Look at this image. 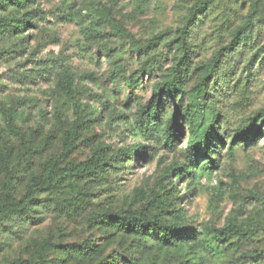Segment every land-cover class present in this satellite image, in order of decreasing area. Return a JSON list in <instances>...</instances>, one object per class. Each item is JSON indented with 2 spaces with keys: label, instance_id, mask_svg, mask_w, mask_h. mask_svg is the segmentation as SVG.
<instances>
[{
  "label": "rangeland",
  "instance_id": "rangeland-1",
  "mask_svg": "<svg viewBox=\"0 0 264 264\" xmlns=\"http://www.w3.org/2000/svg\"><path fill=\"white\" fill-rule=\"evenodd\" d=\"M147 8L135 14V3L131 0H41L43 14L36 18L35 26L14 41L19 52L0 54V152L13 149L15 155L10 167L18 163L17 155L22 146L17 138L5 127L2 106L13 107L25 112L27 118L19 122L26 134L39 131L38 152L33 156L30 168L22 169L7 182L6 171L0 161V194L7 185L17 197L26 189L31 171H38L41 163L62 153V133L75 121L74 110L68 96L59 89L60 75L68 70L77 91V100L84 108L85 115L91 110L100 112V118L89 130L83 132L86 139L78 140L77 149L66 162L80 163L91 157L99 145L116 151L118 147L141 144L147 148V156H138L132 168L121 181L112 177L91 183L80 182L82 211L78 215L56 212L36 226L25 239L16 242L0 254V264H12L16 260H29L36 253V243L50 244L45 252L44 264H196L203 258V264H254L242 260L241 256L264 249V136L256 145L246 149L244 144L225 150L214 156L219 167L213 171L197 170V178L189 185L185 178L173 176L175 197L187 196L185 201H175V208L181 213L185 225L211 241L208 229H219L230 220L239 223L253 219L263 225L250 240H232L229 246H216L213 252L194 250L190 245L169 251L165 259L157 248L143 249L132 236L112 234L106 228H90L87 218L91 211L106 209L119 211L136 209L134 191L142 186L169 185L165 170L172 164H187L186 148L190 139L188 119L180 114L178 125L182 136L179 148L172 152L163 145L143 139L136 128L135 117L139 105L146 104L153 94L156 83L163 81L162 73L143 74L137 80L134 95L123 78H112L114 64H118L130 77L137 74L141 61L132 50L128 40L116 36L111 27L95 18L100 8H105L123 26L135 35L141 43L154 36L176 28L179 18L195 0H148ZM243 6L219 4L220 12L233 15L238 21L251 6L256 5L264 16V0H243ZM232 11V12H230ZM83 15L85 24L77 18ZM238 15V16H237ZM73 20V21H72ZM222 21L210 23L198 41L200 46L194 66L199 67L211 61L216 51L228 40L227 29ZM264 39V34H263ZM0 46V52L3 48ZM167 54V50L162 48ZM15 57V58H13ZM166 69L172 61L164 63ZM246 83V73L237 84L231 82L225 96L214 100L221 106L231 126L250 121L264 108V68L255 70ZM197 77V76H196ZM196 80L188 91L192 90ZM168 102H165V104ZM188 102H185V105ZM207 108H211L206 103ZM172 109L176 102L171 103ZM56 112L62 117L55 119ZM44 115V117H43ZM59 116V115H58ZM102 121V123H100ZM264 130V124L262 125ZM49 138L48 143L45 142ZM91 200V201H90ZM93 202V203H91ZM73 245H89L91 254L84 260L68 254ZM151 246V245H150Z\"/></svg>",
  "mask_w": 264,
  "mask_h": 264
},
{
  "label": "trees",
  "instance_id": "trees-1",
  "mask_svg": "<svg viewBox=\"0 0 264 264\" xmlns=\"http://www.w3.org/2000/svg\"><path fill=\"white\" fill-rule=\"evenodd\" d=\"M131 1L135 3V14H140L149 4L148 0ZM226 1L243 6V0ZM40 2L41 0H0V46L6 48H2L3 52L0 54L19 52L14 49L17 46L14 41L18 35L35 26L36 18L43 14ZM220 2L223 0H195L179 18L175 29L166 30L146 43L138 41L105 8H100L95 13V18L108 24L116 36L129 41L141 61L138 73L130 77L115 63L113 80L123 78L131 95H134L141 75L162 73L163 81L154 85L152 98L137 109L135 123L139 135L146 141L163 145L174 152L179 148L182 136L178 117L183 114L190 125V139L186 148L187 164L174 163L165 170L169 185H165L163 180L155 186L139 187L134 191L133 197V202L138 205L136 209L91 211L87 224L93 229L106 228L112 234L132 236L144 250L152 246L159 249L165 259L171 249L189 245L194 250L201 248L206 252L217 249L213 242L217 247L232 248V240H250L263 226L253 219L241 223L230 220L222 228L208 229L211 241L204 240L184 224L181 213L174 209L175 201H185L187 196L175 197L176 192L170 191L175 190L173 176L178 180L185 178L191 185L197 178V170L218 169L220 163L214 156H220L221 151L225 150L226 142H229L228 152H232L238 144H244L249 149L256 145L260 136H264V108L249 122L233 127L229 118L223 114L221 106L214 104V100L220 101L219 98L225 96L231 82L237 84L245 73L248 83L253 74V66L256 71L264 68V16L259 8L253 5L248 13L241 15L238 21H233V15L237 13L233 11V15H230L220 12ZM76 14L79 22L85 24L82 13ZM214 21H222V27L227 29L228 40L216 51L209 63L196 67L194 63L199 55L197 50L200 49L198 41L206 27ZM162 48L168 53L164 54ZM167 60L172 61L169 69L164 66ZM195 79L194 87L188 91ZM58 86L68 96L76 119L62 133V153L41 163L38 171L30 172L25 192L20 197L10 191L9 185L0 194V254L28 237L36 226L46 222L52 214L59 212L66 216L78 215L82 211L80 182L91 180L89 184H93L110 177L113 181H121L129 174L127 171L132 168L135 158L147 156V148L141 144L125 145L118 147L116 151L99 145L87 160L80 163L66 162L77 149L78 140H87L83 132L98 121L100 112L96 114L91 110L85 115V107L76 98L77 91L68 70L60 75ZM186 101L188 103L185 105ZM172 102H176L175 109L171 107ZM206 103L211 108H207ZM56 113L55 119L61 123L62 117L59 112ZM2 114L5 127L22 146V151L17 155L18 163L13 167H10L15 155L13 149L6 148L0 152V161L8 182L22 169L30 168L31 160L40 147L37 143L39 131L32 130L28 134L23 132L19 127V122L27 118L23 111L3 105ZM49 138L45 142L48 143ZM48 248L50 244L47 241L36 243V253L31 259L16 260L12 264H44V252ZM67 252L84 260L91 254L92 248L89 245H73L69 246ZM241 259L264 264V249L245 253ZM135 262L131 260L130 264ZM203 263V258H200L196 264Z\"/></svg>",
  "mask_w": 264,
  "mask_h": 264
}]
</instances>
